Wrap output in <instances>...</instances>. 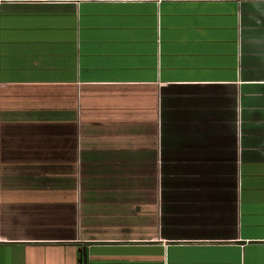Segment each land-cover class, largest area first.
I'll list each match as a JSON object with an SVG mask.
<instances>
[{"label":"crops","instance_id":"crops-1","mask_svg":"<svg viewBox=\"0 0 264 264\" xmlns=\"http://www.w3.org/2000/svg\"><path fill=\"white\" fill-rule=\"evenodd\" d=\"M0 264H264V0H0Z\"/></svg>","mask_w":264,"mask_h":264},{"label":"water","instance_id":"water-1","mask_svg":"<svg viewBox=\"0 0 264 264\" xmlns=\"http://www.w3.org/2000/svg\"><path fill=\"white\" fill-rule=\"evenodd\" d=\"M82 252L84 251V249L82 248V250H81ZM84 260H85V258H84V254H83V259H82V261H83V263H84Z\"/></svg>","mask_w":264,"mask_h":264},{"label":"built area","instance_id":"built-area-1","mask_svg":"<svg viewBox=\"0 0 264 264\" xmlns=\"http://www.w3.org/2000/svg\"><path fill=\"white\" fill-rule=\"evenodd\" d=\"M33 1H44V0H33Z\"/></svg>","mask_w":264,"mask_h":264}]
</instances>
